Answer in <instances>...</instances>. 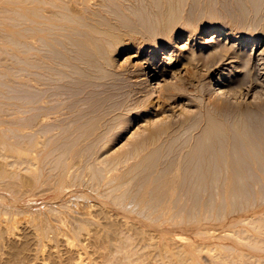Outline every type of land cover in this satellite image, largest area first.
I'll list each match as a JSON object with an SVG mask.
<instances>
[{
  "label": "rangeland",
  "instance_id": "374dc122",
  "mask_svg": "<svg viewBox=\"0 0 264 264\" xmlns=\"http://www.w3.org/2000/svg\"><path fill=\"white\" fill-rule=\"evenodd\" d=\"M9 1L10 0L0 1V140L6 142L9 146L11 145L10 147H16L14 149H18V151L21 150L24 153L26 152V154L28 153L27 155L33 158L34 163L32 164V168L31 166L28 168L27 165L22 166L19 164V166H22L24 169L22 167L18 168V166L15 167L14 164H11V170L10 164H5L6 162H4L5 171L7 174L11 171L12 177L11 172H9L10 177L8 182H10V184H6L8 183L6 181H0V223L1 221L7 223L6 225L0 224V264H75L81 256L85 259L83 260V264H103L98 254V248L96 246L94 247V244L90 242L91 237L89 238L88 235L84 237L85 239L81 238L82 236L80 237L85 224V228L89 231L94 229V231H99L98 233L101 237L107 236L108 239L110 238L111 241L109 246H111L110 244L114 237L120 234L122 230V234H127L124 233L125 229H127L126 232L129 231L132 233L130 234L133 238L131 239L134 241L131 240L132 244L135 245L134 249H137L138 253L140 250V254L145 258L147 257V259L143 258L145 261H139V264H144L146 261L147 264H160L162 263L163 257L166 258H164L163 261H168L169 259L165 255V252L170 253L172 250L181 248L182 250L186 249V252L192 250L197 253L195 261L189 259L186 261L185 259L184 264L185 262L186 264H222L217 257L215 258L218 254L217 252L224 251L225 253L227 252V254H233L234 252L236 253L238 249H242L244 252L248 251L247 253H250L253 257L257 254L255 257V264L256 262L257 264H264L259 261L261 258H264V251L262 250L263 253L260 251L262 254L259 255V253L255 251L247 250V247L238 243L236 239L234 241L232 236L237 226L230 227L229 224H227L233 221V219L237 220L239 218V220H243V224L241 225L245 226L244 224L246 222H251L252 217L264 213V211H262L264 210V175H262L264 170L262 167V169L260 168L261 170L258 169L260 165L258 166V164L255 163L253 164L255 167L252 165L253 168L251 166L250 168L252 169L249 168L250 171H246V175L251 173L250 176L256 172L257 177L255 180L251 178L255 177L254 175L251 177H249V175H247V177L244 175L246 180L244 177H242L243 179L241 178V180H245L246 182L241 180L238 181V183H241L239 187H241L242 184L244 185H242V189L240 188L242 190L240 191L241 194L244 191L243 189L247 187L246 191L248 190L249 192L247 191V193L244 191L245 195H240L237 191L236 195H234L235 193L233 194V192L228 189V184L225 188L223 187L226 182H228V171L224 168H222L221 171L218 167H215L218 169L216 171L214 168L209 170L210 178L208 180L210 183H205L202 190V184L200 185V183L195 182L197 184L192 183L191 186L187 185V191H183L182 194V190L177 189L178 186L176 184L177 188H175V193L179 191L182 194L180 195V193H178L179 196H177L178 194L174 193V197H179L177 200L172 197L173 195L170 197L167 191V195H165V189L162 188L164 184L166 185L173 177L175 178L176 176V180L180 179L177 178V175L180 177V170L182 171L181 168L182 165H184L183 162L188 157L187 155H189L188 153H191L195 145L203 142L207 134H205V132L208 125L207 121H209L208 117L210 116L208 115V109H210L211 106L225 104L229 107L230 112L233 113L236 110L241 112L242 110L248 111V107L249 110L255 111L256 109V112L257 109H260L258 111L260 115L262 113L261 109L264 112V107L262 106L264 105V88L262 91L259 89L260 92L258 88L257 90L252 89L255 82L253 73V76H250L251 73H249V76L247 75L248 77L246 76V79H244V81L246 80V84L242 83V80L234 82V79L232 81V79L230 80L228 77L230 75L228 74L230 70L229 66L223 64L225 65L223 67L226 68L222 71L223 73L219 69H214L216 58H210V56L212 57V55H210L211 50L209 51V49L206 50L204 48V52L206 53L204 56L205 59L207 58V62H205L206 60H204L203 55H196L199 52V50L196 49L197 47L192 46L194 42H201V45L203 44V46L207 47L215 38H222V44H229V42H224L225 39L226 41L228 40L227 37H225L226 35L214 37L215 28H220L223 29L222 32L226 31L232 34L239 33L252 36L254 40L256 39L255 47H261V45H264V0H260L261 7L259 11L250 7V4H246V10L242 13H240V9L238 12L237 0H213L215 4L212 0H101V5L100 2H95L98 0H91V2H95H93L94 6H92V3H89L90 0H87L90 11L91 9L96 11L94 12V16L97 14V17H93L95 20L98 18L95 23L99 22V27L108 28L110 25L108 31L111 29H118L117 31L118 33H122V37L128 39L133 38L132 41L136 45L142 46L147 44L151 48L153 45H156V43L161 44L165 42V40L167 42V39L173 36L172 45L170 44V46L166 48L161 47L162 50L160 49V53L156 58V65H158L156 77L149 75L152 68H147L149 66L147 59L129 60L126 52H120V46L117 47L115 41L113 42V40L110 39L111 34L104 32L105 35L108 34L110 37L108 35H103V33L101 35L98 31L88 27L91 25L89 24L86 27L87 29L85 27H80L81 32H72L71 35L65 37L58 34L52 27L50 28V23L46 20L44 21V18L42 19V17L37 15L47 16L49 15L47 10H36L38 12L36 14L34 7H36L37 4L35 1ZM243 1L248 3V0ZM211 3L214 6L215 12L219 14L216 15L215 13V17L209 9V4ZM95 4H99V8L96 7ZM216 6L217 8H215ZM46 7H49V5H46ZM108 7H110V9ZM27 9H29L28 12H26ZM205 10L207 12L210 11L207 13ZM243 13H245L244 16L241 15ZM35 14L42 20L37 16L35 17ZM209 15L212 16L210 17ZM29 18L34 20L31 21ZM101 19H103V21ZM39 21H42V23H36ZM92 21L94 20H91V22ZM168 23L172 25L167 26ZM39 27L43 28L41 29ZM22 29L24 30L23 32L21 31ZM25 29H29V32ZM93 30L98 33L93 32ZM218 34L216 33V35ZM170 35L172 36L170 37ZM189 35L192 36L190 37ZM66 41L67 44H65ZM109 41H111V43ZM248 48L251 47L248 46ZM167 50H173L178 56H168ZM180 50L186 54V58L179 57ZM209 52L210 54L208 56ZM226 52L227 51H224V53ZM143 54L145 55L146 53ZM227 54H229V52H227ZM196 56L201 60L199 61ZM201 56H203V58H200ZM163 67L171 71L168 73L165 72L163 77H161L160 70H162ZM141 68L146 69V75H142ZM263 71L264 69H262V74ZM218 72L222 74V80H220L222 85L224 84L221 88H219ZM233 73L236 74L235 71ZM145 76H150L148 82L145 81ZM214 91H216V94L217 92L219 94H213ZM221 91H225L224 94ZM187 101H192L194 104H186ZM197 111L199 113L201 112L200 115ZM263 115L261 116L264 118ZM222 118L223 117L218 116L220 122L224 123L225 120ZM263 118L261 121L264 124ZM215 119L219 121L216 117ZM228 120L227 122L232 123L233 119L230 117ZM263 134L264 132L262 135L260 134L261 138H264ZM196 139L201 141L199 142ZM186 143L188 145H186ZM187 150L190 152H187ZM72 159L75 162L72 163ZM4 160L5 158L0 155V163ZM76 161L78 163H76ZM173 166H175V168ZM29 170L31 171L29 172ZM252 170H255L254 173H252ZM256 170L262 172H260L262 175L261 180H258L260 174ZM213 171L215 174H213ZM14 173H18L16 174V176H18L16 177ZM218 176H223L224 178ZM30 177L32 179L34 178V183L31 181V183L28 184L30 181L27 179ZM23 179L24 182H22ZM181 179L179 180L180 182L182 181ZM15 183L18 184L15 185ZM32 184L33 186H31ZM158 184L160 186H158ZM193 185H196L195 187L199 192L196 191ZM247 185H251V187L249 188ZM197 186L200 187L197 188ZM149 187L150 190L154 187L155 191L156 189L158 190L157 187H159V190L161 188L163 192H161V195L156 192L159 196L156 195L154 197L155 193L153 195V192L150 191L145 199L146 196L144 191L145 189H149ZM239 187L237 186V189ZM189 188H191L192 191L189 190ZM210 188L213 190L211 191ZM11 189L15 190L13 191ZM176 189L178 191H176ZM218 189H220V191ZM226 189L230 191L227 190L226 194L229 192L232 195L229 193L226 195ZM42 191H44L45 194ZM51 191H53V193ZM203 191L204 194L206 192L208 193L204 195ZM184 192L187 195L184 194ZM190 192L192 193L190 194ZM37 193H39L40 196L39 194L37 196ZM138 193H140V195H138ZM162 193H164L166 197L161 199ZM209 193L212 195L210 196ZM221 193H223L222 197L225 198V201L221 197ZM217 194H219V196ZM246 194L249 196L252 195L247 197ZM191 195L194 197H191ZM86 196H88V199ZM143 196L145 197L143 198ZM195 196H197V198ZM229 196L232 197L230 198ZM241 196L243 199H240ZM253 196H255V198ZM236 197L237 199H235ZM156 198L159 201H156ZM83 200L85 201L83 202ZM148 200L149 203L147 202ZM170 200H173L174 203ZM176 201L177 204H175ZM219 201L222 205H219ZM85 202L87 203L85 204ZM224 202L227 205L224 204ZM189 203L192 204L190 205ZM159 204L160 207L158 209ZM184 204H188V206L185 207ZM70 205L73 206L71 207ZM175 205H177V208H173ZM249 205L251 206L249 207ZM1 206L5 208H1ZM169 206L173 209L168 210ZM183 207L184 209H182ZM104 208H107L104 212L108 217L101 211L102 209L104 210ZM161 208H163V210ZM231 208L237 209L236 212ZM146 209H149L151 213ZM16 210H20V212ZM71 210L76 213V216ZM98 210H100L101 213H99ZM255 211H260V213L256 214ZM68 212L71 214L68 215ZM102 212L105 214V217L102 215ZM226 213L232 214L227 215ZM61 214L63 216L65 214L64 217L69 221H67L68 224H65L67 232H62L61 229L58 232L57 228L53 226V224L58 226V216H61ZM98 214L101 215L99 216ZM240 214H246V216L244 215L243 217V215L241 216ZM54 215L57 218H55ZM85 215H87V217H85ZM145 215L147 218H145ZM236 215L239 216L237 217ZM74 216L75 218H80L82 216L84 218L82 217L77 220ZM102 216L104 219L101 218ZM234 216L236 217L234 218ZM156 218H158V221ZM247 219H249V221H246ZM70 220L72 221L70 222ZM76 221L77 223L80 221V223L77 224ZM244 221L246 222L244 223ZM250 224L251 223H249V225ZM95 225L96 227H93ZM8 226H11L14 230L11 227L9 230ZM247 226L248 224H246L245 227ZM251 226L252 225H250L249 228L247 227L248 231L253 228H251ZM71 227L75 228L72 229ZM6 229L7 231L5 232ZM202 229H205L204 231L206 232ZM68 230H71L70 232L72 234H70ZM176 230L177 232H175ZM207 230H210V232ZM74 231H76V233ZM77 231H80V233ZM253 231L256 232V229H252L249 233H253ZM260 231L259 229L256 233ZM262 231L259 235L262 234V237H264ZM43 232L47 233L45 234ZM129 232L128 235H130ZM228 232L230 234L233 233V235H229L230 237L227 236L226 234ZM51 233L54 234L52 235ZM201 233L204 235L205 233L208 234L203 236ZM68 234L70 235L68 236ZM199 234L201 235L199 236ZM76 236L83 239V242L80 241L81 239L79 241L75 239L77 238ZM66 237H71L72 241H74L71 247L72 250H70V248L68 249L63 241ZM76 240L78 242H75ZM77 243L82 244L77 245ZM180 244L182 246H180ZM136 245L139 246V249ZM193 245L198 249L195 250ZM220 245H222V247ZM167 249L168 251H165ZM106 251L110 252L108 250ZM25 254L27 255L25 256ZM162 254L163 256H161ZM19 255H23V257L20 256V258L18 257ZM160 257H162V259ZM16 258H18V260Z\"/></svg>",
  "mask_w": 264,
  "mask_h": 264
},
{
  "label": "bare ground",
  "instance_id": "6f19581e",
  "mask_svg": "<svg viewBox=\"0 0 264 264\" xmlns=\"http://www.w3.org/2000/svg\"><path fill=\"white\" fill-rule=\"evenodd\" d=\"M1 1V0H0ZM24 1H26V0H24ZM23 1V2H24ZM27 1H29V0H27ZM26 1V2H27ZM31 1H35L36 2V7H34V11L36 12V14L38 13L37 11H39V10H41V11H43V10H47L48 12H49V15H44V16H41L40 14H37L38 16H40V17H42V19L44 18V21L46 20V21H48L49 23V26H50V28L52 27V29L53 30H55V31H57L58 32V34H61L62 36H65V37H68L69 35H71V33L72 32H74V33H77L78 31L79 32H81L80 30H81V28L82 27H87V25H89V24H91L90 26H88V27H90V28H92V29H94L95 31H98L101 35H102V33H103V35H105L104 34V32H106V33H108V34H111V37L108 35V34H106V35H108L109 37H110V39H112L113 40V42L115 41V45L118 47V46H120V52H126V54H127V58L129 59V60H135V59H147V61H148V64H149V66L147 67V68H152V70L149 72V75H151V76H153V77H156V71L158 70V65H156V63H157V60H156V58H157V56H158V54L160 53V49H161V47H164V48H166L167 46L169 47L170 46V44L172 45V41H173V36L172 35H170V37L172 36V38H168L167 40V42H166V40H165V42H163V43H161V44H157L156 43V45H153V47H149L147 44H144V45H142V46H139V45H136L133 41H132V39H128V38H124V37H122V33H118V29L117 30H113V29H111V30H109L108 31V28H109V26H108V28H102V26L101 27H99L100 25H98V23L99 22H97V23H95V21H97L98 20V18L95 20L94 19V17L96 18L97 17V14H96V16H94L95 15V13L94 12H96V11H94V10H92L91 9V11H90V9H89V7H88V5L89 4H87V0H31ZM30 1V2H31ZM95 1V0H94ZM94 1H92L91 2V0H90V2L89 3H92V6H94L93 5V2ZM196 1V0H195ZM194 1V2H195ZM213 1V0H212ZM262 1V0H261ZM2 2H4V1H2ZM9 2H11V0L9 1ZM13 2V1H12ZM17 2V1H16ZM95 2H100V5L102 4V1L100 0H98V1H95ZM94 2V3H95ZM214 2V4H215V1H213ZM212 2V3H213ZM14 3V2H13ZM212 3L211 4H209L210 6H209V9L211 10V12L213 13V16L215 15V9H214V6L212 5ZM224 3V2H223ZM226 3V2H225ZM236 3H237V9H238V12H239V9H240V13H242V12H244V10H246V4H250L249 6L250 7H253L254 8V10H258L259 11V9H260V7H261V2H260V0H248V3H246L245 1H243V0H237L236 1ZM12 4V3H11ZM22 4V3H21ZM26 5V4H25ZM24 5V6H25ZM35 5V4H34ZM46 5L48 6L49 5V7H46ZM96 5V7H98V5L99 4H95ZM99 5V6H100ZM226 5H228V4H226ZM23 6V5H22ZM110 6V5H109ZM208 6V5H207ZM225 6V5H224ZM223 6V7H224ZM173 7V6H172ZM19 8V7H18ZM99 8V7H98ZM109 9H110V7H108ZM206 8H208V7H206ZM215 8H217V6L215 7ZM229 8V7H228ZM227 8V9H228ZM5 9V8H4ZM11 9V8H10ZM21 9V8H20ZM175 9V8H174ZM226 9V8H225ZM224 9V10H225ZM236 9V8H235ZM247 9H250V8H247ZM252 9V8H251ZM9 10V9H8ZM8 10H6V11H8ZM13 10H15V9H13ZM19 10V9H18ZM23 10V9H22ZM28 10L29 9H27L26 10V12H28ZM37 10V11H36ZM98 10V9H97ZM209 10V11H210ZM253 10V9H252ZM11 11V10H10ZM16 11H17V9H16ZM33 11V12H34ZM111 11V10H110ZM206 11V10H205ZM208 11V12H209ZM24 12V11H23ZM31 12V11H30ZM98 12H99V10H98ZM104 12V11H103ZM170 12V11H169ZM194 12V11H193ZM207 12V11H206ZM207 12V13H208ZM211 12H210V14H211ZM225 12V11H224ZM112 13V12H111ZM227 13H228V11H227ZM246 13V12H245ZM245 13H243V14H241L242 16H244L245 15ZM255 13V12H254ZM20 14V13H19ZM21 14H22V12H21ZM27 14H29V13H27ZM35 14V17L37 16ZM101 14H102V12H101ZM113 14V13H112ZM181 14V13H180ZM192 14V13H191ZM24 15V14H23ZM109 15V14H108ZM161 15V14H160ZM216 15H219L218 13H216ZM235 15V14H234ZM255 15V14H254ZM24 16H26V15H24ZM33 16V15H32ZM37 16V17H38ZM94 16V17H93ZM101 16V15H100ZM104 16V15H103ZM210 17L212 16V15H209ZM221 16V15H220ZM256 16H258V15H256ZM34 17V16H33ZM40 17H38V18H40ZM110 17V16H109ZM161 17V16H160ZM215 17V16H214ZM213 17V18H214ZM217 17V16H216ZM46 18V19H45ZM178 18V17H177ZM179 18H181V17H179ZM220 18V17H219ZM231 18V17H230ZM251 18H253V17H251ZM23 19V18H22ZM30 19V18H29ZM41 19V18H40ZM41 19V20H42ZM94 20V21H92L91 22V20ZM107 19V18H106ZM176 19V18H175ZM31 20V19H30ZM34 20V19H33ZM33 20H31V21H33ZM100 20V19H99ZM102 21H103V19H101ZM109 20V19H108ZM255 20V19H254ZM24 21V20H23ZM112 21V20H111ZM180 21V20H179ZM25 22V21H24ZM23 22V23H24ZM177 22V21H176ZM30 23V22H29ZM36 23H42V21L40 22H36ZM95 23V24H94ZM109 23V22H108ZM113 23V22H112ZM112 23H111V26H112ZM172 23V22H171ZM254 23V22H253ZM32 24V23H31ZM44 24V23H43ZM100 24V23H99ZM116 24V23H115ZM24 25V24H23ZM41 25V24H40ZM85 25V26H84ZM172 25V24H171ZM171 25H169V23H168V25L167 26H171ZM39 26V25H38ZM34 27H36V26H34ZM45 27V26H44ZM81 27V28H80ZM106 27H107V25H106ZM39 28H41V27H39ZM43 28V27H42ZM41 28V29H42ZM46 28V27H45ZM47 28H48V26H47ZM112 28V27H111ZM174 28H175V26H174ZM87 29V28H86ZM25 30H27V29H25ZM29 30V29H28ZM27 30V31H28ZM34 30V29H33ZM49 30V29H48ZM93 30V32H95ZM172 30V29H171ZM170 30V31H171ZM222 30L223 29H220V28H215V31H214V37H218L219 35H226L225 37H227V41H226V39H225V41L224 42H229V44L228 43H223L222 44V41H221V39H216L215 38V40L210 44H208L207 45V47L206 46H203V44L201 45V42L200 43H197V42H194L193 43V47H197L196 49L197 50H199V52L196 54V55H198V56H200V55H206V53L204 52V50L206 49H209V51L211 52V54H210V52L208 53V56H209V54L210 55H212V57L210 56V58H216V61H215V65H214V63H213V65H214V69H219L221 72L223 71V70H225L226 68H224L223 66H225V65H227V66H229V68H230V70H229V73L228 74H230L228 77H229V79L231 80L232 79V81H233V79H234V82H239V81H241L242 80V83H245L246 84V80L244 81V79H246V76L249 74V73H251L250 74V76L252 75L253 76V74H254V79H255V82H254V84H253V87H252V89H256L257 90V88H258V91H259V89H260V91H262V89L264 88V71H263V74H262V69H264L263 67H264V45H261V47H259V48H257V47H255V44H256V39L254 40V37H252V36H247L246 34L244 35V34H232V33H228V32H222ZM22 32L24 31L23 29L21 30ZM35 31V30H34ZM114 31V32H113ZM117 31V32H116ZM174 31V30H173ZM196 31V30H195ZM4 32V31H3ZM21 32V33H22ZM29 32V31H28ZM51 32H53V31H51ZM87 32V31H86ZM98 32H95V33H98ZM192 32V31H191ZM231 32V31H230ZM234 32V31H233ZM19 33V32H18ZM171 33V32H170ZM169 33V34H170ZM216 33L218 34V33H220V34H218V35H216ZM35 34V33H34ZM52 34V33H51ZM121 34V35H120ZM61 35H59V36H61ZM80 35V34H79ZM105 35V36H106ZM27 36V35H26ZM30 36V35H29ZM55 36V35H54ZM100 36V35H99ZM127 36V35H126ZM190 37L192 36V35H189ZM213 36V35H212ZM255 36V35H254ZM24 37V36H23ZM31 37V36H30ZM214 37H213V39H214ZM106 38H108V37H106ZM25 39V38H24ZM193 39H194V37H193ZM261 39V38H260ZM259 39V40H260ZM109 40V39H108ZM221 41V42H220ZM255 41V42H254ZM261 41V40H260ZM85 42H87V41H85ZM110 43H111V41H109ZM112 42V43H113ZM238 42V43H237ZM22 43V42H21ZM25 43V42H24ZM23 43V44H24ZM54 43H56V42H54ZM208 43V42H207ZM258 43H259V41H258ZM65 44H67V41H66V43ZM138 44H140V43H138ZM91 45V44H90ZM92 46V45H91ZM248 46H250L251 48H248ZM116 47V48H117ZM172 47V46H171ZM176 47V46H175ZM247 47V48H246ZM115 48V49H116ZM205 48V49H204ZM118 49V48H117ZM174 49V48H173ZM162 50V49H161ZM195 50V49H194ZM168 52H167V55L168 56H171V55H174V57H175V55L176 56H178L177 54H175V52L173 51V50H167ZM214 53H213V52ZM224 51H227V52H229V54H227V52L226 53H224ZM143 53H146L145 55L143 54ZM189 54V53H188ZM193 55V54H192ZM145 56V57H144ZM147 56H150V57H147ZM198 56H196L197 58H198V60L200 61L201 59H199V57ZM203 56H201L200 58H203ZM179 57H181V58H186V54L182 51V50H180V56ZM194 57H195V55H194ZM207 57V56H206ZM190 58V57H189ZM207 59V58H206ZM205 59V56H204V60H206ZM198 60H196V61H198ZM203 60V59H202ZM228 60V61H227ZM141 62V61H140ZM202 62H204V61H202ZM205 62H207V60L205 61ZM213 62V61H212ZM211 63V62H210ZM209 63V64H210ZM136 64V63H135ZM223 64H225V65H223ZM234 64V65H233ZM131 65V64H130ZM211 65H212V63H211ZM209 66V65H208ZM140 67H142V66H140ZM139 68V67H138ZM228 68V67H227ZM222 69V70H221ZM141 70H142V75L144 76V75H146L147 74V72H146V69H142L141 68ZM161 71V74H160V76L161 77H163V75L165 74V72L166 73H168L169 71H171L170 69H167L166 70V67H163L162 68V70H160ZM236 72V74H234L233 72ZM219 73V72H218ZM223 73V72H222ZM232 73V74H231ZM253 73V74H252ZM222 74L221 73H219V88H221L223 85H222V82H221V80H222V76H221ZM234 75V76H233ZM249 76V75H248ZM247 76V77H248ZM149 77L150 76H145V81L146 82H148L149 81ZM252 78V77H251ZM221 79V80H220ZM248 79H250V78H248ZM227 80H228V78H227ZM251 80V79H250ZM244 81V82H243ZM231 82V81H230ZM247 82H250V81H247ZM252 82V81H251ZM228 83V82H227ZM253 83V82H252ZM212 84V83H211ZM241 84V83H240ZM245 84H243V85H245ZM248 84V83H247ZM242 85V86H243ZM252 85V84H251ZM227 86V85H226ZM229 86V85H228ZM231 87V86H230ZM233 87V86H232ZM246 87V86H245ZM244 87V88H245ZM249 87V86H248ZM218 88V87H217ZM218 88V89H219ZM251 88V87H250ZM249 88V89H250ZM223 89H225V88H223ZM229 89V88H228ZM232 89V88H231ZM212 90H214V89H212ZM217 90V89H216ZM226 90V89H225ZM230 90V89H229ZM219 91V90H218ZM226 91H228V90H226ZM240 91V90H239ZM254 91V90H253ZM259 91V92H260ZM221 92H223V94H224V92L225 91H221ZM230 92V91H229ZM249 92V91H248ZM251 93V92H250ZM258 93V92H257ZM213 94H215V95H217V94H219L218 92H217V94H216V91H214L213 92ZM223 94H221V95H223ZM226 94V93H225ZM254 94V93H253ZM255 95H256V93H255ZM211 96V95H210ZM207 97V96H206ZM189 100V99H188ZM264 101V100H263ZM209 103V102H208ZM218 103H220V102H218ZM262 103V102H261ZM186 104H190V105H192V104H194V102H192V101H187V103ZM185 104V105H186ZM263 104V103H262ZM178 105V104H177ZM180 105V104H179ZM182 105V104H181ZM188 106V105H187ZM258 106V105H257ZM259 106H260V104H259ZM263 107H264V105H262ZM231 107V106H230ZM176 108V107H175ZM233 109V108H232ZM200 110H202V109H200ZM209 111H208V115H210L208 118H209V121H207L208 122V125H207V127H206V132H205V134H206V136L204 137V139H203V142H200L202 139H201V136H200V139L201 140H197V141H199L200 143L198 144V145H195V147L191 150V153H188L189 155H187L188 157H187V159L183 162V164L184 165H182V171L180 170V172H181V175H180V177H178V175H177V178H182L181 180V182L178 180V182H177V180H176V176H175V178L173 177V179L170 181L169 180V182H167V184L165 185L164 184V186H165V188H164V186L162 187L163 189H165L164 191H165V195H167L166 194V191L168 192V194H170V197H171V195H173L172 197H174L175 195H174V193H175V188H177V186H178V188L177 189H179V190H182V194H183V191H187V189L188 188H186V187H188V186H191L192 185V183L194 184L195 182H197V183H200V185L202 184V187H201V190H202V188H203V185L206 183L207 184V182H209V178H210V173H209V170L210 169H212V168H214L215 169V171L216 170H218V169H216L215 167H218V168H220L221 169V171H222V168H224V169H227V171H228V182H226V184H225V186H223L224 188L227 186V184H228V186L227 187H229L228 189L231 191V192H233V194L234 195H236V191L237 192H239L240 193V191H242L241 189L243 188L242 187V185H241V187H239V184H241V183H238V181L239 180H241V178L242 177H244V179H245V176L247 177V175H249V177H251L252 175H254L255 177H251V178H254V180L256 179V175H257V173L255 172L254 173V171L252 172V173H254V174H252L251 176H250V174H247L246 175V171L247 170H249V168L253 165V164H258V169L259 170H261L262 168H263V170H264V138H261V135H262V133L264 132V124H263V122L261 121V119L263 118L261 115H263L264 114V112H263V110L261 109V112L263 113H261V115L259 114V110L257 109V112H256V109H255V111L254 110H249V107H248V111H244V110H242V112L241 111H235V109H234V113L233 112H230V110H229V107L227 106V105H225V104H218V105H213V106H211L210 107V109H208ZM241 110V109H240ZM196 111V110H195ZM244 111V112H243ZM194 112V111H193ZM198 112V111H197ZM199 113V112H198ZM201 113V112H200ZM200 113H199V115H200ZM190 115H191V111H190ZM195 115V114H194ZM198 115V114H197ZM201 115H203V114H201ZM205 115V114H204ZM193 116V115H192ZM218 116H220V117H223L222 119H224L225 120V122L223 123V122H220V120L218 119ZM264 116V115H263ZM206 117V116H205ZM215 117L219 120V121H217L216 119H215ZM232 118L233 120H232V123L230 124L229 122H227V120H228V118ZM262 117V118H261ZM190 118H193V117H190ZM201 118H202V116H201ZM197 119V118H196ZM264 119V118H263ZM208 120V119H207ZM229 120H231V119H229ZM228 120V121H229ZM204 121V120H203ZM223 121V120H222ZM264 121V120H263ZM200 122H201V120H200ZM196 125V124H195ZM196 127H197V125H196ZM194 129H195V127H194ZM203 130H204V128H203ZM202 132H204V131H202ZM58 134V133H57ZM150 134V133H149ZM153 134V133H152ZM201 134V133H200ZM200 134H198V135H200ZM261 134V135H260ZM59 135V134H58ZM148 135V134H147ZM154 135V134H153ZM152 135V136H153ZM195 136V135H194ZM263 136H264V134H263ZM1 138V137H0ZM145 138V137H144ZM147 138V137H146ZM196 138V137H195ZM139 142V141H138ZM137 143V142H136ZM138 144V143H137ZM173 144V143H172ZM174 145V144H173ZM186 145H188L187 143H186ZM190 145H191V143H190ZM11 146V145H10ZM9 146V144L7 145V143L6 142H2L1 140H0V155L3 157V158H5V160L4 161H2V163H0V181L2 180V181H6V182H8V180H9V172H11V171H9L8 172V174H7V172L5 171V165H4V162H6L5 164H10V167H11V164H14V166L15 167H17L18 166V168L20 167H22V166H25V165H27V167L29 168L30 166H31V168L33 167V158L31 157V156H29V155H27L26 154V152L24 153V152H22L21 150H19L18 151V149H14V148H16V147H10ZM180 146V145H179ZM135 148V147H134ZM133 148V149H134ZM178 149V148H177ZM181 149V148H180ZM184 149V148H183ZM189 149V148H188ZM72 150V149H71ZM185 151V150H184ZM71 152V151H70ZM187 152H190V151H188L187 150ZM75 153V152H74ZM160 153V152H159ZM176 153V152H175ZM72 154V153H71ZM31 155V154H30ZM75 156V155H74ZM153 156V155H152ZM35 158V157H34ZM73 158V157H72ZM172 158V157H171ZM36 159V158H35ZM74 159V158H73ZM73 159H72V163L73 162H75V161H73ZM75 160H76V157H75ZM176 160V159H175ZM78 161V160H77ZM76 161V163H78ZM80 161V160H79ZM169 161H170V159H169ZM67 162H69V161H67ZM70 162H71V160H70ZM149 162V161H148ZM176 162V161H175ZM177 162H179V161H177ZM171 163H174V162H171ZM17 164V165H16ZM19 164H21L22 166H19ZM37 164V163H36ZM75 164V163H74ZM158 164V163H157ZM156 164V165H157ZM71 165V164H70ZM180 165V164H179ZM7 166V165H6ZM9 166V165H8ZM13 166V165H12ZM254 166V165H253ZM253 166H252V168H253ZM36 167V166H35ZM71 167H73V166H71ZM174 168H175V166H173ZM183 167H185V168H183ZM255 167V166H254ZM262 167V168H261ZM14 168V167H13ZM17 168V169H18ZM23 168V167H22ZM149 168V167H148ZM252 168H250V169H252ZM261 168V169H260ZM8 169V168H7ZM16 169V168H15ZM24 169V168H23ZM11 170H12V167H11ZM154 170V169H153ZM158 170V169H157ZM171 170H172V168H171ZM262 170V171H263ZM21 171V170H20ZM19 171V172H20ZM31 170H29V172H30ZM33 171V170H32ZM250 171V170H249ZM257 171V170H256ZM176 172V171H175ZM218 172V171H217ZM257 172H259V174H260V176H258L259 177V179L258 180H261V176L262 175H264L261 171H257ZM262 173V175H261V173ZM221 173V172H220ZM15 174V176H16V174H18V173H14ZM20 174V173H19ZM178 174V173H177ZM213 174H215V172L213 171ZM222 174H223V172H222ZM258 174V175H259ZM37 175V174H36ZM145 175V174H144ZM148 175V174H147ZM175 175V174H174ZM173 175V176H174ZM221 175V174H220ZM245 175V176H244ZM18 176V175H17ZM16 176V177H17ZM29 176V175H28ZM216 176H217V174H216ZM223 176H224V174H223ZM223 176H221L222 178H224ZM11 177H12V172H11ZM151 177V176H150ZM168 177V176H167ZM218 177H220V176H218ZM220 177V178H221ZM264 177V176H263ZM8 178V179H7ZM13 178H14V176H13ZM22 178V177H21ZM31 178V177H30ZM30 178H28L27 180L28 181H30V182H28V181H26V182H28V184H30L31 183V181L33 182L34 181V178L32 179L31 178V180H30ZM38 178V177H37ZM144 178V177H143ZM10 179H12V178H10ZM15 179V178H14ZM17 179V178H16ZM18 179H19V177H18ZM170 179V178H169ZM216 179V178H215ZM215 179H213V180H215ZM243 179V178H242ZM149 180V179H148ZM153 180V179H152ZM160 180V179H159ZM167 180V179H166ZM218 180V179H217ZM221 180V179H220ZM223 180H225V179H223ZM222 180V181H223ZM246 180V179H245ZM245 180H241V181H245ZM249 180L251 181V179L249 178ZM262 180H263V178H262ZM13 181V180H12ZM151 181V180H150ZM161 181V180H160ZM212 181V180H211ZM5 182V183H6ZM22 182H24V179L22 180ZM140 182H141V180H140ZM148 182V181H147ZM218 182V181H217ZM216 182V183H217ZM246 182V181H245ZM249 182V181H248ZM248 182H247V184H248ZM1 183V182H0ZM34 183V182H33ZM37 183H38V181H37ZM42 183V182H41ZM65 183V182H64ZM162 183H164V182H162ZM197 183H195V184H197ZM210 183V182H209ZM219 183H221V182H219ZM224 183V182H223ZM251 183H252V181H251ZM6 184H10V182H8V183H6ZM18 183H15V185H17ZM23 184V183H22ZM142 184V183H141ZM155 184V183H154ZM176 184H177V186H176ZM238 184V185H237ZM260 184V183H259ZM264 184V183H263ZM148 185L150 186V184L148 183ZM152 185V184H151ZM156 185V184H155ZM162 185V184H161ZM188 185V186H187ZM209 185H211V184H209ZM215 185V184H214ZM221 185H223V184H221ZM7 186V185H6ZM10 186V185H9ZM31 186H33V184L31 185ZM30 186V187H31ZM72 186V185H71ZM158 186H160L159 184H158ZM194 186V185H193ZM196 186V185H195ZM194 186V188L196 189V187ZM206 186V185H205ZM205 186H204V188H205ZM237 186L239 187L238 189H237ZM244 186V185H243ZM248 186V185H247ZM253 186V185H252ZM254 186H255V184H254ZM142 187V186H141ZM180 187V188H179ZM198 187H200V186H197V188ZM206 187H208V186H206ZM245 187H246V185H245ZM249 188L251 187V185L250 186H248ZM7 188H8V186H7ZM9 188H11V187H9ZM13 188V187H12ZM35 188V187H34ZM38 188H39V186H38ZM47 188V187H46ZM65 188V187H64ZM134 188V187H133ZM154 188V187H153ZM153 188H151L152 190H150V187H149V189H145V191H144V193H145V196H143V198L145 197V199L147 198V195L149 194V192L150 191H152L153 192V195H154V193H155V195H154V197L157 195V196H159L158 194H160L161 195V192H163L162 190H161V188H160V190H159V187H157L158 188V190L156 189V191H155V188H154V190H153ZM209 188V187H208ZM216 188V187H215ZM241 188V189H240ZM254 188V187H253ZM261 188V187H260ZM31 189V188H30ZM33 189V188H32ZM51 189V188H50ZM61 189H62V187H61ZM67 189V188H66ZM176 189V191H178ZM228 189H226L225 190V194H226V191L228 190ZM246 189H247V187H246ZM246 189L244 188L243 190L245 191V192H247L246 191ZM252 189V188H251ZM256 189H257V187H256ZM8 190V189H7ZM6 190V191H7ZM11 190H13V189H11ZM15 190V189H14ZM13 190V191H14ZM40 190V189H39ZM55 190V189H54ZM71 190V189H70ZM74 190V189H73ZM189 190H191L192 191V189L191 188H189ZM189 190H188V192H189ZM206 190V189H205ZM204 190V191H205ZM208 191H212L213 189L212 188H210V190L209 189H207ZM219 191H220V189H218ZM228 190V191H229ZM254 190V189H253ZM9 191V190H8ZM36 191V190H35ZM95 191V190H94ZM159 191V192H158ZM185 191V192H186ZM196 191H198L197 189H196ZM204 191H203V194H204ZM210 191V192H211ZM217 191V190H216ZM229 191V192H230ZM244 191H243V193L242 194H244ZM264 191V190H263ZM44 194H45V192L44 191H42ZM52 193H53V191H51ZM50 192V193H51ZM156 192L158 193V194H156ZM184 192V194H186ZM199 192V191H198ZM229 192H227V194L229 193ZM249 192V191H248ZM247 192V193H248ZM252 192V191H251ZM256 192V191H255ZM254 192V193H255ZM41 193V192H40ZM96 193V192H95ZM147 193V194H146ZM177 193V192H176ZM175 193V194H176ZM178 193H180L179 191H178ZM177 193V194H178ZM192 192H190V194H191ZM195 193V192H194ZM197 193V192H196ZM206 193H208V192H206ZM206 193L204 194V195H206ZM212 193V192H211ZM257 193L259 194V192L257 191ZM256 193V194H257ZM14 194V193H13ZM23 194V193H22ZM35 194V193H34ZM38 194L39 193H37L36 195L38 196ZM84 194H85V192H84ZM86 194H87V192H86ZM98 194V193H97ZM141 194H143V193H141ZM181 193H180V195H182ZM189 194V193H188ZM189 194V195H190ZM213 194V193H212ZM212 194H210L209 193V195L211 196ZM215 194V193H214ZM222 194L223 193H221V197H222ZM226 194V195H227ZM229 194H231V193H229ZM241 193H240V195H242ZM253 194V193H252ZM251 194V195H252ZM262 194V193H261ZM260 194V195H261ZM61 195V194H60ZM138 195H140V193H138ZM150 195H151V193H150ZM152 195V196H153ZM187 195V194H186ZM198 195H199V193H198ZM218 196H219V194H217ZM232 195V194H231ZM233 195V196H234ZM245 195V194H244ZM247 195V197L249 196L248 194H246ZM250 195V196H251ZM264 195V194H263ZM262 195V196H263ZM9 196V195H8ZM24 196V195H23ZM39 196H40V194H39ZM42 196V195H41ZM177 196H179V194L177 195ZM176 196V197H177ZM185 196V195H184ZM183 196V197H184ZM217 196V197H218ZM249 196V197H250ZM257 196V195H256ZM4 197V196H3ZM16 197H17V195H16ZM32 197V196H31ZM67 197V196H66ZM87 197V199H88V196H86ZM101 197V196H100ZM141 197V196H140ZM153 197V198H154ZM163 197H166V196H164V193H162V197H161V199L163 198ZM168 197H169V195H168ZM176 197H174V198H176ZM182 197V198H183ZM187 197V196H186ZM188 197H190V196H188ZM191 197H194V196H192L191 195ZM196 198H197V196H195ZM215 197V196H214ZM216 197V198H217ZM228 197V196H227ZM226 197V198H227ZM230 197V196H229ZM232 197V196H231ZM230 197V198H231ZM254 198H255V196H253ZM2 198V197H1ZM6 198H7V196H6ZM61 198H63V197H61ZM72 198V197H71ZM159 198V197H158ZM179 198V197H178ZM178 198H176L175 200H177ZM223 198V197H222ZM221 198V199H222ZM240 198V197H239ZM245 198V197H244ZM261 198V197H260ZM8 199V198H7ZM17 199V198H16ZM60 199V198H59ZM131 199V198H130ZM157 199V198H156ZM167 199V198H166ZM169 199H171V198H169ZM184 199V198H183ZM186 199V198H185ZM202 199V198H201ZM210 199H212V198H210ZM224 199V201H225V198H223ZM235 199H237V197L235 198ZM240 199H243L242 198V196H241V198ZM18 200V199H17ZM58 200V199H57ZM82 200V199H81ZM132 200V199H131ZM134 200V199H133ZM174 200V199H173ZM173 200H170V201H172V203H174L173 202ZM180 200V199H179ZM186 200H189L188 198L186 199ZM185 200V201H186ZM199 200V199H198ZM197 200V201H198ZM209 200V199H208ZM213 200V199H212ZM253 200V199H252ZM257 200V199H256ZM259 200V199H258ZM85 200H83V202H84ZM135 201V200H134ZM139 201H140V199H139ZM156 201H159L158 199L156 200ZM169 201V200H168ZM191 201V200H190ZM218 201V200H217ZM221 201V200H220ZM220 201H219V205L221 204L222 205V203H220ZM264 201V200H263ZM50 202H51V200H50ZM53 202V201H52ZM65 202V201H64ZM82 202V201H81ZM89 202V201H88ZM93 202V201H92ZM128 202V201H127ZM148 203H149V200L147 201ZM151 202V201H150ZM201 202V201H200ZM208 202V201H207ZM210 202H211V200H210ZM222 202V201H221ZM241 202V201H240ZM261 202V201H260ZM39 203V202H38ZM79 203V202H78ZM87 202H85V204H86ZM99 203V202H98ZM139 203V202H138ZM157 203V202H156ZM160 203H161V200H160ZM168 203V202H167ZM186 203H187V201H186ZM192 203H193V201H192ZM191 203V204H192ZM229 203V202H228ZM233 203V202H232ZM257 203V202H256ZM261 203H263V202H261ZM28 204V203H27ZM91 204V203H90ZM94 204V203H93ZM130 204V203H129ZM134 204V203H133ZM147 204V203H146ZM175 204H177V201H176V203ZM183 204V203H182ZM181 204V205H182ZM190 204V203H189ZM190 204V205H191ZM200 204V203H199ZM224 204H226L225 202H224ZM233 204H236V203H233ZM249 204V203H248ZM251 204V203H250ZM260 204V203H259ZM2 205V204H1ZM31 205V204H30ZM51 205V204H50ZM73 205H74V203H73ZM72 205V206H73ZM75 205H76V203H75ZM81 205V204H80ZM92 205V204H91ZM119 205V204H118ZM117 205V206H118ZM140 205V204H139ZM138 205V206H139ZM144 205V204H143ZM155 205V204H154ZM153 205V206H154ZM185 205V207H187L188 206V204L186 205V204H184ZM189 205V206H190ZM211 205V204H210ZM227 205V204H226ZM253 205H254V203H253ZM262 205V204H261ZM29 206V205H28ZM66 206V205H65ZM71 206V205H70ZM71 206V207H72ZM79 206V205H78ZM85 206V205H84ZM83 206V207H84ZM87 206V205H86ZM95 206V205H94ZM177 205H175V207H173V208H177L176 207ZM183 206V205H182ZM212 206V205H211ZM223 206H225V205H223ZM233 206V205H232ZM235 206V205H234ZM233 206V207H234ZM247 206V205H246ZM251 205H249V207H250ZM10 207H11V205H10ZM48 207V206H47ZM70 207V208H71ZM75 207V206H74ZM91 207V206H90ZM105 207V206H104ZM152 207V206H151ZM159 207H160V204H159V206H158V209H159ZM166 207H167V205H166ZM200 207H201V205H200ZM231 207V206H230ZM236 207V206H235ZM240 207V206H239ZM249 207H248V209H249ZM260 207V206H259ZM1 208H5V207H2L1 206ZM85 208V207H84ZM87 208V207H86ZM102 208V207H101ZM137 208V207H136ZM148 208V207H147ZM154 208V207H153ZM172 207L170 208V206L168 207V210L170 209H173ZM189 208V207H188ZM226 208V207H225ZM242 208H244V207H242ZM8 209H10V208H8ZM47 209V208H46ZM51 209H52V207H51ZM67 209V208H66ZM100 209V208H99ZM107 209V208H106ZM106 209L104 208V210L102 209L101 211H106ZM145 209V208H144ZM162 210H163V208H161ZM182 209H184V207L182 208ZM186 209V208H185ZM191 209V208H190ZM220 209V208H219ZM222 209H223V207H222ZM231 209H233V208H231ZM257 209V208H256ZM4 210V209H3ZM22 210V209H21ZM24 210V209H23ZM68 210V209H67ZM70 210V209H69ZM78 210V209H77ZM127 210V209H126ZM140 210V209H139ZM146 210H149V209H146ZM155 210H156V208H155ZM230 210V209H229ZM233 210H235V209H233ZM237 210V209H236ZM236 210H235V212H236ZM17 211V210H16ZM19 212H20V210H18ZM17 211V212H18ZM51 211V210H50ZM56 211V210H55ZM58 211H59V209H58ZM72 211V210H71ZM70 211V212H71ZM86 211V210H85ZM99 211V213H101V211L100 210H98ZM150 211V210H149ZM178 211V210H177ZM220 211V210H219ZM218 211V212H219ZM224 211V210H223ZM226 211V210H225ZM249 211V210H248ZM261 211V210H260ZM260 211L259 212H256L255 211V213L257 214H259L260 213ZM262 211H264V210H262ZM261 211V212H262ZM5 212V211H4ZM23 212V211H22ZM49 212V211H48ZM65 212V211H64ZM67 212V211H66ZM73 212V211H72ZM71 212V213H72ZM81 212V211H80ZM84 212V211H83ZM91 212H92V210H91ZM96 212V211H95ZM103 212H102V215H104V217H105V214H103ZM110 212V211H109ZM108 212V213H109ZM143 212V211H142ZM142 212H141V214H142ZM148 212V211H147ZM163 212V211H162ZM217 212V211H216ZM247 212V211H246ZM45 213V212H44ZM50 213V212H49ZM58 213V212H57ZM62 213V212H61ZM70 213V214H71ZM75 212H73V214H74ZM78 213V212H77ZM135 213V212H134ZM150 213H151V211H150ZM164 213V212H163ZM179 213V212H178ZM221 213V212H220ZM223 213V212H222ZM229 213V212H228ZM244 213V212H243ZM4 214V213H3ZM13 214V213H12ZM18 214V213H17ZM42 214V213H41ZM69 214V212H68V215H70ZM87 214V213H86ZM95 214V213H94ZM132 214V213H131ZM145 214H146V212H145ZM155 214V213H154ZM157 214V213H156ZM168 214V213H167ZM217 214H219V213H217ZM217 214H215V215H217ZM224 214V213H223ZM227 214V213H226ZM230 214H232V213H230ZM230 214H227V215H230ZM247 214V213H246ZM246 214H244L245 216H246ZM11 215V214H10ZM40 215V214H39ZM44 215V214H43ZM50 215H52V214H50ZM67 215V214H66ZM67 215V217H69ZM80 215V214H79ZM78 215V216H79ZM82 215H83V213H82ZM99 215V214H98ZM101 215V214H100ZM99 215V216H100ZM144 215V214H143ZM142 215V216H143ZM147 215V214H146ZM146 215H145V218H147L146 217ZM150 215V214H149ZM152 215V214H151ZM166 215V214H165ZM189 215V214H188ZM227 215H224V216H227ZM241 216L243 215V214H240ZM244 215H243V217H244ZM41 216V215H40ZM39 216V217H40ZM64 216H65V214H64ZM62 214H61V216H58L59 217V222L58 221H56V222H58L57 224H58V226L56 225V224H53V226H54V228H57V230H58V232H59V230L61 229V231L62 232H64V231H66L67 232V227L65 228V224L67 223V221L68 220H66V218L64 217ZM75 216H76V213H75ZM75 216H74V218H75ZM81 216V215H80ZM106 216L108 217V215L106 214ZM110 216V215H109ZM128 216V215H127ZM138 216V215H137ZM142 216H140V217H142ZM148 216V215H147ZM179 216V215H178ZM221 216V215H220ZM237 216V215H236ZM236 216H234V218L236 217ZM239 216V215H238ZM237 216V217H238ZM252 216V215H251ZM254 216V215H253ZM54 217H55V215H54ZM83 217V216H82ZM82 217H80V218H82ZM85 217H87V215H85ZM106 217V218H107ZM113 217V216H112ZM116 217V216H115ZM140 217H139V219H140ZM144 217V216H143ZM162 217V216H161ZM161 217H160V220H161ZM219 217V216H218ZM217 217V218H218ZM228 217V216H227ZM226 217V218H227ZM51 218H53V217H51ZM55 218H57V217H55ZM80 218H75V219H77V220H79ZM84 218V217H83ZM93 218V217H92ZM102 219H104L103 218V216L101 217ZM105 218V219H106ZM110 218V217H109ZM149 218V217H148ZM163 218H164V216H163ZM170 218V217H169ZM246 218V217H245ZM13 219V218H12ZM69 219H70V217H69ZM90 219V218H89ZM89 219H87V220H89ZM99 219V218H98ZM101 219V220H102ZM118 219V218H117ZM151 219V218H150ZM158 218H156V220H157ZM222 219V218H221ZM233 219V218H232ZM250 219V218H249ZM249 219H247L246 221H249ZM252 220H251V222L249 221L248 223L246 222V221H244V225L246 226V224H248V228H249V226L250 225H252L251 226V228L252 229H256V232H258L259 231V229L262 231V233H264V213H262V214H260V215H257V216H254V217H252L251 218ZM4 220V219H3ZM45 220H47V219H45ZM52 220V219H51ZM148 220V219H147ZM217 220H219V219H217ZM245 220V219H244ZM6 221V220H5ZM8 221H11V220H8ZM72 220H70V222H71ZM73 221H74V219H73ZM81 221V220H80ZM80 221H79V223H80ZM106 221H107V219H106ZM105 221V222H106ZM158 221V220H157ZM165 221H167V220H165ZM230 221V220H229ZM243 220H239V218L236 220V219H233V221H230L229 223H227V224H229V226L230 227H232V226H237V228H235L236 230L233 232L234 233V235H233V233L232 234H230L229 232V234L227 233L226 235L227 236H231V235H233L232 236V239H234V241H235V239H236V241L238 242V243H240V244H242L244 247L246 246L247 247V250H252V251H255L256 253H259V255L260 254H262L263 253V251H264V237H262L263 235L261 234V235H259V233L261 232H259V233H256V232H254L253 231V233H249V231H251L252 229H249V231H248V228L247 227H245V226H243V225H241V224H243V222H242ZM3 222V223H2ZM34 222V221H33ZM44 222V221H43ZM69 222V221H68ZM85 222V221H84ZM109 222V221H108ZM122 222V221H121ZM126 222V221H125ZM132 222V221H131ZM156 222V221H155ZM169 222V221H168ZM205 222V221H204ZM242 222V223H241ZM28 223V222H27ZM76 223H77V221H76ZM79 223H77V224H79ZM82 224H85V223H83V222H81ZM87 223V222H86ZM95 223V222H94ZM100 223V222H99ZM124 223V222H123ZM147 223V222H146ZM152 223V222H151ZM157 223V222H156ZM159 223V222H158ZM195 223V222H194ZM249 223H251L250 225H249ZM1 225H3V224H7V223H4V221H1V223H0ZM9 224V223H8ZM33 224V223H32ZM68 224V223H67ZM119 224H120V221H119ZM133 224V223H132ZM164 224V223H163ZM178 224V223H177ZM180 224V223H179ZM189 224V223H188ZM196 224V223H195ZM218 224V223H217ZM220 224V223H219ZM0 225V226H1ZM11 225V224H10ZM38 225V224H37ZM51 225V224H50ZM86 225V224H85ZM84 225V228L82 229V231H81V235H80V237L81 238H83V239H85L84 237H87V235L89 236V238L91 237V240H90V242L91 243H93L94 244V247L96 246L97 248H98V254L100 255V258H101V262L103 263V264H139L138 262L140 261H145L143 258H145L142 254H140L141 252H140V250H139V253H138V250L137 249H134V246L135 245H133L132 244V237H131V232H129V234L130 235H128V232H126V230L127 229H125V231H124V233H127V234H122V232H123V230H122V232H120V234H117L115 237H114V241L112 240V243L110 244L111 246H109V243H110V238L108 239V237L106 236V237H101L100 235H99V231L97 232L96 230L94 231V229L91 231H89L87 228H85L86 226ZM89 225V224H88ZM92 225V224H91ZM109 225V224H108ZM107 225V226H108ZM128 225H130V224H128ZM204 225H206V224H204ZM203 225V226H204ZM13 226V225H12ZM32 226V225H31ZM47 226V225H46ZM69 226V225H68ZM74 226H77V225H74ZM80 226V225H79ZM78 226V227H79ZM82 226V225H81ZM116 226V225H115ZM173 226V225H172ZM189 226H191V225H189ZM207 226V225H206ZM228 226V227H229ZM10 227L11 226H8V229L10 230ZM35 227V226H34ZM37 227V226H36ZM45 227V226H44ZM70 227V226H69ZM69 227H68V229H69ZM88 227V226H87ZM89 227H91V226H89ZM93 227H96V225L95 226H93ZM102 227H103V224H102ZM106 227V226H105ZM120 227H121V225H120ZM120 227H119V229H120ZM126 227V226H125ZM124 227V228H125ZM128 227V226H127ZM137 227V226H136ZM217 227V226H216ZM4 228V227H3ZM12 228V227H11ZM59 228V229H58ZM72 229H74L73 227H71ZM104 228V227H103ZM133 228V227H132ZM138 228V227H137ZM205 228V227H204ZM13 229V228H12ZM12 229H11V231H12ZM35 229V228H34ZM47 229V228H46ZM50 229V228H49ZM71 229V230H72ZM87 229V230H86ZM90 229V228H89ZM102 229V228H101ZM113 229V228H112ZM129 229V228H128ZM134 229V228H133ZM158 229V228H157ZM205 229H208V228H205ZM204 229V230H205ZM210 229V228H209ZM217 229V228H216ZM227 229V228H226ZM225 229V230H226ZM229 229V228H228ZM3 230V229H2ZM14 230V229H13ZM36 230V229H35ZM45 230V229H44ZM48 230V229H47ZM51 230V229H50ZM54 230V229H53ZM70 230V231H71ZM77 230V229H76ZM97 230H99V229H97ZM130 230V229H129ZM142 230V229H141ZM201 230V229H200ZM203 230V229H202ZM203 230V231H204ZM211 230V229H210ZM210 230H207V231H209L210 232ZM7 231V229L5 230V232ZM34 231V230H33ZM60 231V232H61ZM69 231V230H68ZM69 231V233L70 234H72L71 232ZM113 231V230H112ZM111 231V232H112ZM131 231V230H130ZM136 231V230H135ZM138 231V230H137ZM226 231H228V230H226ZM4 232V231H3ZM9 232V231H8ZM38 232V231H37ZM48 232V231H47ZM46 232V233H47ZM53 232V231H52ZM54 232H56V231H54ZM57 232V233H58ZM65 232V233H66ZM75 233H76V231H74ZM78 233H80V231H77ZM114 232V231H113ZM117 232V231H116ZM147 232V231H146ZM175 232H177V230L175 231ZM184 232V231H183ZM204 232H206V231H204ZM203 232V233H204ZM43 233H45V232H43ZM45 233V234H46ZM74 233V234H75ZM77 233V234H78ZM108 233V232H107ZM148 233V232H147ZM197 233V232H196ZM3 234V233H2ZM7 234V233H6ZM5 234V235H6ZM33 234V233H32ZM52 234V233H51ZM54 234V233H53ZM52 234V235H53ZM70 234H68V236L70 235ZM73 234V235H74ZM109 234H111V233H109ZM114 234V233H113ZM112 234V235H113ZM152 234V233H151ZM202 234V233H201ZM201 234H199V236L201 235ZM206 234H208V233H205V235ZM1 235V234H0ZM42 235V234H41ZM49 235V234H48ZM67 235V234H66ZM72 235V236H73ZM76 235V234H75ZM130 236V237H128V236ZM146 235V234H145ZM148 235V234H147ZM150 235V234H149ZM203 236H205L204 234H202ZM214 235V234H213ZM3 236V235H2ZM1 236V237H2ZM43 236V235H42ZM60 236V235H59ZM64 236V235H63ZM144 236V235H143ZM153 236V235H152ZM198 236V237H199ZM224 236H225V234H224ZM229 236V237H230ZM77 238H75V239H77L78 241L81 239V238H79L78 236H76ZM111 237V236H110ZM142 237V236H141ZM202 237V236H201ZM234 237V238H233ZM5 238V237H4ZM45 238V237H44ZM74 238V237H73ZM79 238V239H78ZM88 238V239H89ZM132 238V239H131ZM180 238V237H179ZM37 239V238H36ZM51 239V238H50ZM55 239V238H54ZM74 239V240H75ZM83 239H81L80 241L81 242H83L82 240ZM87 239V240H88ZM111 239H112V237H111ZM11 240V239H10ZM20 240V239H19ZM60 240V239H59ZM75 241V242H78V241ZM132 240V241H131ZM146 240V239H145ZM144 240V241H145ZM46 241V240H45ZM62 241V240H61ZM63 241H64V243H65V245L67 246V248L69 249L70 248V250H72L71 249V247H72V245H73V242L74 241H72V238L70 237H66V238H64L63 239ZM25 242H26V240H25ZM25 242H24V244H25ZM28 242V241H27ZM134 242V241H133ZM147 242V241H146ZM23 243V242H22ZM62 243V242H61ZM85 243H86V241H85ZM142 243H143V241H142ZM149 243V242H148ZM169 243H171V242H169ZM193 243V242H192ZM11 244H13V243H11ZM17 244V243H16ZM19 244H21V243H19ZM80 245L82 244V243H79ZM78 243H77V245H79ZM135 244V243H134ZM139 244V243H138ZM147 244V243H146ZM64 245V246H65ZM140 245V244H139ZM147 245H149V244H147ZM15 246V245H14ZM20 246V245H19ZM23 246H25V245H23ZM137 246V245H136ZM180 246H182L181 244H180ZM217 246V245H216ZM221 247H222V245H220ZM139 246H137V248H138ZM147 247V246H146ZM193 247H194V245H193ZM218 247V246H217ZM14 248V247H13ZM13 248H11V249H13ZM136 248V247H135ZM152 248V247H151ZM176 248V247H175ZM200 248V247H199ZM229 248V247H228ZM231 248V247H230ZM16 249V248H15ZM21 249V248H20ZM23 249V248H22ZM66 249V248H65ZM139 249V248H138ZM194 249L196 250V249H198L197 247L195 248L194 247ZM216 249V248H215ZM223 249H224V246H223ZM225 249H227V248H225ZM238 249V248H237ZM19 250V249H18ZM106 250H108V251H110V252H107ZM137 252H136V251ZM186 250V249H185ZM185 250H182V248L181 249H175V250H172L170 253H166L165 251H168V249L167 250H165V251H163V252H165V255L168 257V261L167 260H164L163 261V259L165 258V257H163V259H162V257H160L161 259H162V263H160V264H184V261H185V259H186V261L189 259V260H193V261H195L196 260V252L195 251H192V250H188L189 252H186ZM200 250V249H199ZM203 250V249H202ZM229 250V249H228ZM263 250V251H262ZM21 251V250H20ZM66 251V250H65ZM67 251H69V250H67ZM73 251H75V250H73ZM148 251H149V249H148ZM157 251V250H156ZM160 251V250H159ZM251 251V252H252ZM260 251H262V253H260ZM13 252V251H12ZM11 252V253H12ZM18 252V251H17ZM72 252V251H71ZM76 252V251H75ZM74 252V253H75ZM198 252V251H197ZM224 252V251H223ZM222 251H219V252H217L216 254V256H215V258L217 257L218 258V260L222 263V264H255V261H256V255L253 257L250 253H247L248 251H242V249L241 250H239L238 249V251L235 253H233V254H230V253H228L227 254V252L225 253H223ZM229 252V251H228ZM14 253V252H13ZM66 253V252H65ZM145 253V252H144ZM146 253H149V252H146ZM162 253V252H161ZM201 253V252H200ZM18 254H20V253H18ZM22 254V253H21ZM24 254V253H23ZM152 254H154V253H152ZM253 254H255V253H253ZM27 254H25V256H26ZM145 255V254H144ZM148 255V254H147ZM160 255V254H159ZM158 255V256H159ZM20 256H22L23 257V255H19L18 257H20ZM74 256V255H73ZM153 256V255H152ZM157 256V255H156ZM161 256H163V254L161 255ZM264 256V255H263ZM82 257V256H81ZM81 257H79V260L77 261V263H75V264H83V260H85L83 257L81 258ZM201 257V256H200ZM257 257H259V256H257ZM261 257V256H260ZM15 258V257H14ZM21 258V257H20ZM25 258V257H24ZM211 258H212V256H211ZM255 258V259H254ZM17 260H18V258H16ZM16 259H14V260H16ZM145 259H147V257L145 258ZM166 259V258H165ZM24 260V259H23ZM22 260V261H23ZM160 260V259H159ZM212 260H214V259H212ZM257 261H258V259H257ZM259 261H261V263L263 262L264 263V258H261ZM21 262V261H20ZM20 262H18V263H20ZM24 262H25V260H24ZM147 262V261H146ZM145 262V263H146ZM148 262H149V260H148ZM16 263V262H15ZM74 263V262H73ZM85 263V262H84ZM144 263V262H143ZM144 263V264H145ZM152 263V262H151ZM25 264V263H24ZM147 264V263H146ZM148 264H150V263H148ZM185 264H186V262H185ZM256 264H257V262H256Z\"/></svg>",
  "mask_w": 264,
  "mask_h": 264
}]
</instances>
